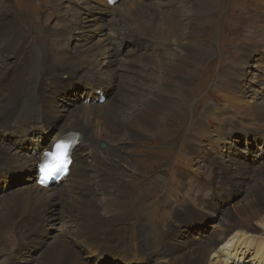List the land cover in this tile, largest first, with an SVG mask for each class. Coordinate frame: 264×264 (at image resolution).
<instances>
[{"label":"bare ground","instance_id":"obj_1","mask_svg":"<svg viewBox=\"0 0 264 264\" xmlns=\"http://www.w3.org/2000/svg\"><path fill=\"white\" fill-rule=\"evenodd\" d=\"M117 1L120 2V0ZM198 1H200L199 10L196 14L199 19L216 7L215 0ZM59 2L60 0H54V7H57ZM133 2H145L149 7L148 11L140 12L131 9ZM104 3L106 7H110L112 14L109 22L111 31L108 36H118L119 39L116 43L133 38L141 43L140 46H136L140 53L134 54L130 61L129 59H119L120 49L113 44H107L110 43L109 39L111 38L109 37L108 40L106 38V42L105 39L98 40L95 46L82 50L74 48L73 56L70 55L71 59L68 58L72 60H69L70 63L72 62L69 64L70 68L82 76H98L102 82L103 79L115 82L117 89L112 97L106 99L108 91L96 79L95 84L92 85V88L96 89L94 100L102 99L103 101L100 104L95 103V105L79 103L65 110V119L59 126L60 130L55 131L53 136L49 133L44 136V139L42 136L31 137L29 133H25L24 126L28 123L31 124L36 117L46 116L50 110L49 101L44 97L41 85L51 84L53 79L50 82V77L64 64L67 54L64 52L60 54L61 50L59 53L50 50L60 41L62 43L66 40L67 36L57 33L51 43L40 44L36 48L29 49L27 47L23 49V41L19 40L18 42V38H15L16 44L10 46L6 43L7 33L14 20L15 12L6 5L4 0H0V181H9L11 177H8V174L15 166L17 171L21 172L26 167L31 169L35 163L36 169V165L42 160V154L51 150L52 145L61 135L73 131L77 132L78 136V145L72 152L73 162L68 168L69 173L59 184L50 188H40L36 185L37 173L34 177L28 174V179L25 178L28 181L27 184L10 194L0 204V247H6L15 237L21 236L23 229L22 235L31 237L37 245L36 240L40 231L38 222L41 221L42 216L49 208L64 202L66 213L70 216V219L67 217L68 220H65L66 234L71 239L70 246L74 253L70 248L57 246L55 250L46 255L41 264H63L64 262H66L65 264H89L90 258L93 259L94 264H101L102 257L108 256L107 253L113 257H120L125 263L139 261L148 264H204L206 256L210 255L215 248L220 250L225 244L232 245L233 243H237L239 248L242 244L235 239L248 245L254 242L256 255L252 257V260L257 262L256 264H264V243L255 236L258 230L249 223L264 222V172L253 176L252 183L246 189L247 202L239 212L246 214V217H243L246 220L239 221L230 210L226 211L224 216L220 217L219 231L213 230L205 242H201L196 247L192 246V249L185 251L180 256L174 255L171 245L180 244L185 240L168 241V228H170L169 225L174 217H163L159 211L164 208L169 210L174 206V201L180 197L168 203L159 200L150 207L143 206L142 203L138 205L137 202H131L130 198L126 196L124 189L127 185L126 176H121L119 183L115 182L118 172L122 173V164L128 162L121 158V154H124L126 149V136L143 139L147 136H155L157 133L160 134L158 132L159 123L162 122L164 126H167L169 117L174 113L178 114L179 111L182 112L185 108L187 93L182 85L196 71H199L196 67L203 59L197 58L194 45L182 40L178 35L174 15L172 13L169 15V10L166 9L168 14L166 17L163 16L162 10L157 8L160 3L147 2L146 0H121L120 7L116 4L115 6L110 5L107 0H104ZM122 20L126 21L121 23ZM88 21L91 20L88 19ZM260 29L252 32L259 47L264 38V27L262 26ZM66 32L70 31L66 30ZM143 41L145 43L149 41L151 48H156L154 52L160 53L159 56L162 57L165 65L169 62L170 66L172 65L180 71L181 82L163 84L166 78H153L152 75H149L152 74L151 69L156 66L157 62L156 64L153 62V51L148 52ZM49 51L52 53L53 60H49ZM233 57H238V55ZM177 59L181 63L177 64ZM49 61L54 62L51 67L48 66ZM261 61L264 63L263 54ZM128 62L131 65L124 66ZM67 78L68 75H65V79ZM238 85L240 86V79ZM37 97L43 99L40 106L33 103ZM117 101H120L119 105H117ZM29 102L35 106L34 115L29 114L28 109L25 108ZM123 102L125 108H123ZM120 107L123 109L122 111L118 110ZM54 110L57 111L58 107L55 106ZM263 110L254 113V119H264ZM225 113V119L224 117L222 119L224 122H221L220 119L221 121L218 123L220 125L218 132L223 128V124L231 125L227 120L239 117L235 110L225 111ZM208 121L206 115H202L194 123V127L203 126L207 129L205 122ZM208 128L211 132L210 136L196 135L205 136V140L211 142L212 146V143L217 139H215L217 132L213 126ZM39 133L41 134V131ZM94 136L105 137L108 144L114 145L104 144V148H98L100 141L93 140ZM34 138H37V141L31 140ZM88 139L92 141L89 142ZM44 143L46 145H43ZM27 144H30V148H24ZM220 147L221 145L217 148L213 146V149L209 150L210 152L203 155L201 159L204 162L201 168L197 167L196 170L195 167L193 169L195 171L189 170L191 180H189V188L185 191L189 200L181 197L188 204L196 194L201 195L205 190L209 192L213 184L220 185L226 177L232 175L229 166L223 168L221 172H215L213 169L206 171L209 153L219 150ZM224 148L229 150L228 147ZM221 155L223 158L228 156ZM107 158H115L117 161L114 163ZM189 159L188 152L186 160L189 161ZM173 163L175 164L174 160ZM189 163H191V159ZM202 174L203 180H200ZM157 182L159 183V181H155V183ZM61 183L64 185L60 186ZM8 193L2 195L5 196ZM103 195H106V201L110 204L105 205V210L101 211L97 207L96 201ZM225 198L226 195H224ZM68 206L71 207L70 211L76 212L74 219L68 213ZM64 209L62 205L56 218L63 219ZM52 211L54 212L53 209ZM185 215L189 218V212L185 211L179 216V219L183 221ZM246 234L248 236H245ZM188 239L193 241L191 238ZM195 239H198L197 236ZM218 242L223 244L218 246ZM234 248L221 249L220 251L227 253L226 257H228ZM144 254L145 257L142 256Z\"/></svg>","mask_w":264,"mask_h":264},{"label":"rangeland","instance_id":"obj_2","mask_svg":"<svg viewBox=\"0 0 264 264\" xmlns=\"http://www.w3.org/2000/svg\"><path fill=\"white\" fill-rule=\"evenodd\" d=\"M146 1L160 3L157 8L162 10L164 17L168 13L174 15L178 35L182 40L188 41L196 47L195 54L203 61L196 67L199 71H196L182 85L187 93L185 108L182 112L179 111L178 114L174 113L169 117L167 126H164L162 122L159 123L158 132L160 134L157 133L155 136H147L143 139L126 136L125 155L121 154V158L128 162L122 164V173L118 172L115 182L119 183L121 176H126L127 185L124 187L126 196L130 198L131 202L135 201L138 205L142 203L143 206L150 207L159 200L168 203L180 197L175 200L176 202L174 201L173 205L176 208L170 204L172 207L169 210L167 208L158 209L163 217H174L169 225L170 228H168V241L185 240L180 244L171 245L174 255L180 256L201 242H205L213 230L219 231L220 217L224 216L226 211L230 210L237 220L243 221L246 214L239 212L247 202L246 189L252 183L253 176L264 172V119H254L253 116L254 113L264 109V63L261 61V55H264V38L259 47L252 34L255 30L264 27V0H215L217 8L205 13L201 19L196 14L199 10L200 1L198 0ZM4 2L15 12L14 20L7 33L6 43L10 46L16 44L15 38H18V42L19 40L23 41V49L25 47L29 49L36 48L40 44L51 43L57 33L67 36L66 40L62 43L60 41L50 50L58 53L61 50L60 54L64 52L67 57L61 68L57 69L50 77V82L53 79L51 84L41 85L44 97L49 101L50 110L46 116L36 117L31 124L28 123L24 126L25 133H29L31 137H44L49 133L53 136L65 119V110L72 106L79 103L95 105V103L100 104L103 101L102 99L94 100L96 89H93L92 85L95 84L94 81L98 79V76H82L69 67V64L72 63H70L72 61L70 59L73 56L74 48L82 50L95 46L98 40L105 39L106 42L109 37L111 38L109 39L110 43L107 44H113L120 49L119 59H129L130 61L134 54L140 53L136 46H140L141 43L133 38L116 43L119 39L118 36H108L111 31L109 22L112 14L104 0H60L57 7H54V0H4ZM116 3L113 5L115 6ZM120 5L121 0L116 6L120 7ZM148 8L145 2L131 4V9L140 12L148 11ZM166 9L169 10L168 13ZM88 19L91 21L89 22ZM125 21L122 20L121 23ZM66 30L70 32H66ZM143 42L148 52L153 51V62L155 64L157 62L156 66L151 69L152 74L149 75H152L153 78H166L163 84L181 82L180 71L174 66H170L169 62L165 65L164 60L159 56L160 53L154 52L156 48H151L149 41ZM235 53L238 57H233L236 55ZM69 57L70 59H68ZM53 59L50 52L49 60ZM176 63L179 64L181 61L177 59ZM53 64L54 62L49 61L48 66L51 67ZM128 65L131 64L129 62L124 64V66ZM65 70L69 72L67 73ZM65 75H68L67 79H65ZM261 76L263 77L261 78ZM239 79L240 86L238 85ZM103 80L105 82L99 80L100 85L108 91L106 99H109L115 94L117 83ZM42 102L43 99L40 97L33 101L36 106H40ZM122 104L125 108V103ZM34 105L31 102L26 105L25 108L28 109L29 114H33L35 111ZM55 106L58 107L57 111L54 110ZM118 110L122 111L123 109L120 107ZM234 110L239 117L227 120L231 125L223 124V128L218 132L220 127L218 123L226 115L225 111ZM202 115H206L209 120L205 122L207 129L203 126L194 127V123ZM213 121L214 123H211ZM209 126H213L217 132L215 137L217 139L212 143V146L211 142L205 140V136L204 138L196 135L210 136ZM94 139L100 141L98 148L101 144H108L105 137L94 136ZM31 140L37 141V138ZM88 141L92 140L88 139ZM45 143L43 145H46ZM110 145L114 144L107 146ZM219 145H221L219 150L209 153L206 171L213 169L215 172H221L223 168L229 166L233 176L229 173L230 176L226 177L220 185L213 184L209 192L205 190L202 193L204 195L196 194L188 204L183 198L189 200V196L185 193L189 188V180H191L189 170L195 171L193 170L195 167L196 170L201 168L204 162L201 159L203 155L210 152L209 150L213 149V146L217 148ZM222 146L228 147L229 150ZM24 148H30V144L25 145ZM180 149L182 150L179 153ZM188 152L191 163H189L190 159L186 160ZM221 154L228 156L223 158ZM177 158L178 160H176ZM107 160L114 163L117 161L115 158H107ZM34 164L31 169L26 167L21 172L17 171L15 166L8 174V177H11L9 181H0V204L10 194L27 184L28 174H31L32 177L35 176ZM203 174L200 180H203ZM25 178L27 179L25 180ZM155 181H159V183H155ZM62 185L64 184L61 183L60 186ZM7 192H9L8 195H2ZM224 195H226L225 199ZM101 197L96 201L98 203L96 205L103 211L105 210L104 206L110 203L106 201V195ZM62 205L65 208L64 220L56 218ZM70 208L68 206V213L74 219L76 212L70 211ZM185 211L189 212V218L185 215L181 221L179 216ZM53 216L55 218H52ZM67 217L70 219L66 213L64 202L49 208L42 216L41 221L38 222L40 231L36 240L37 245L31 237L22 235L23 229L21 236L15 237L6 247H0V264H41L46 255L55 250L57 246L70 248L74 253L70 246L71 239L66 234L65 220H68ZM253 222L249 223L258 230L255 236L264 243V222ZM61 234L62 237H60ZM196 236L198 239H195ZM235 240L242 244L239 248L237 243L225 244L221 248L235 247L228 257H226L227 253L215 248L210 255L206 256L204 264H256L257 262L252 260V257L256 255L254 242L248 245L241 243L238 239ZM222 244V242L217 243L218 246ZM107 254L108 256L102 257L101 264H148L139 261L125 263L120 257ZM142 256L145 257V254ZM89 264H94L92 258H90Z\"/></svg>","mask_w":264,"mask_h":264},{"label":"snow or ice","instance_id":"obj_3","mask_svg":"<svg viewBox=\"0 0 264 264\" xmlns=\"http://www.w3.org/2000/svg\"><path fill=\"white\" fill-rule=\"evenodd\" d=\"M71 145L58 141L51 150L43 154L44 159L39 164L40 183L44 184L49 178L65 172L70 163L69 150Z\"/></svg>","mask_w":264,"mask_h":264},{"label":"water","instance_id":"obj_4","mask_svg":"<svg viewBox=\"0 0 264 264\" xmlns=\"http://www.w3.org/2000/svg\"><path fill=\"white\" fill-rule=\"evenodd\" d=\"M104 147H105L104 144H101L100 148H104Z\"/></svg>","mask_w":264,"mask_h":264}]
</instances>
